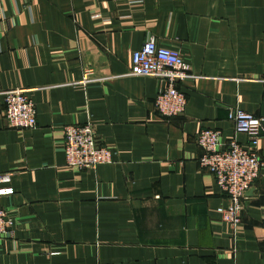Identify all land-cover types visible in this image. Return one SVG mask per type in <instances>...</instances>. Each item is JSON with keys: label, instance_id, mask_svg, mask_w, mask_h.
<instances>
[{"label": "crops", "instance_id": "obj_1", "mask_svg": "<svg viewBox=\"0 0 264 264\" xmlns=\"http://www.w3.org/2000/svg\"><path fill=\"white\" fill-rule=\"evenodd\" d=\"M0 4V172L13 187L0 204L14 219L0 264H264V166L233 230L195 140L215 128L222 145L246 144L231 107L264 118V0ZM148 33L193 74L176 82L186 98L177 115L155 107L163 79L127 73ZM85 67L95 80L82 82ZM14 87L29 89L33 127L6 120L3 91ZM86 121L112 161L69 168L63 127ZM257 151L264 159V120Z\"/></svg>", "mask_w": 264, "mask_h": 264}, {"label": "built area", "instance_id": "obj_2", "mask_svg": "<svg viewBox=\"0 0 264 264\" xmlns=\"http://www.w3.org/2000/svg\"><path fill=\"white\" fill-rule=\"evenodd\" d=\"M2 7L0 4V16ZM94 16H98L95 13ZM92 68L85 67L82 82L95 80ZM131 75H153L165 82L155 96V107L165 117L181 113L186 98L176 82L192 76L190 66L184 62L178 49L159 44L148 33L138 48L132 50L131 65L127 72ZM103 78V77H102ZM27 88L14 87L3 91L4 114L10 126L33 127L36 123V105ZM229 117L234 122L235 131L247 134L246 144L231 138L224 146L219 129L203 128L196 134V142L202 149L198 157L199 166L213 173L215 181L226 193V205L217 206L222 221L237 230L241 223L247 189L253 185L264 159L259 157L257 143L261 134L263 117L235 106L229 108ZM63 151L65 165L69 168L91 169L101 163L112 161L113 148L100 144L91 122L70 123L63 127ZM10 175L0 172V195L13 192L8 185ZM14 219L12 214L0 204V238L12 234Z\"/></svg>", "mask_w": 264, "mask_h": 264}]
</instances>
